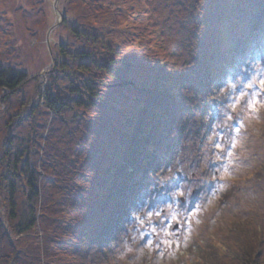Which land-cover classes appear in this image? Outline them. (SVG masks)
Returning <instances> with one entry per match:
<instances>
[{"label":"rangeland","instance_id":"374dc122","mask_svg":"<svg viewBox=\"0 0 264 264\" xmlns=\"http://www.w3.org/2000/svg\"><path fill=\"white\" fill-rule=\"evenodd\" d=\"M262 33L264 0H0V65L29 76L0 88V184L14 177L11 161L20 205L28 168L42 195L14 217L0 196L11 228L30 221L29 207L39 213L29 234L0 236V264H264V88L216 95L246 57L264 55ZM46 84L70 103L61 113L46 105ZM213 131L221 144L245 137L224 191L213 171L223 161L204 166ZM184 181L202 202L180 197V215L157 207ZM141 202L172 235L148 248L146 229L121 259L122 225Z\"/></svg>","mask_w":264,"mask_h":264},{"label":"clouds","instance_id":"9594fccd","mask_svg":"<svg viewBox=\"0 0 264 264\" xmlns=\"http://www.w3.org/2000/svg\"><path fill=\"white\" fill-rule=\"evenodd\" d=\"M258 42L264 45V33L259 35ZM241 69L242 71H239L235 76L227 77L223 85L216 89V95L218 97H227L228 94L235 93L238 87L250 89L253 85H260L261 88H264V55L246 57L244 63L241 65ZM245 70L247 73L246 77ZM261 109H264V94H262L259 101H257L255 111L258 112ZM223 110L235 112L236 108L232 103H227L223 106ZM227 120V116L218 119L213 125V128L219 129L225 126ZM216 139L217 133L215 131L207 136L205 142L204 166L207 167L210 161H223V163L213 171L223 181V183L219 184V188L221 191H224L229 187L227 179L239 169V154L237 153V149L242 147L245 137L225 135V142L223 144L217 143ZM229 144L232 145L231 148L228 147ZM194 187V183L187 181L179 183L166 193L171 203H164L162 205H157V207H162L163 210L167 212L168 209L175 206L178 209L177 215H180L181 211H184L183 201L179 199L180 197H183L184 200L198 198L202 202L206 196V193L202 190L194 192ZM198 207H202V203L198 205ZM193 218L195 219V217ZM171 219L173 222H176V216H173ZM156 221H160V223L157 224ZM171 227V223L165 224L163 222L161 212L154 210L150 204L141 202L133 206L129 210L125 223L122 225L123 231L119 238L121 248L120 258H124L128 253L133 252L134 249L137 248L140 242L144 240L143 233L146 229L153 233V238L148 239L144 247H161L162 244L168 243V237L172 235L170 232ZM160 257H163V252H161Z\"/></svg>","mask_w":264,"mask_h":264},{"label":"trees","instance_id":"16d2710c","mask_svg":"<svg viewBox=\"0 0 264 264\" xmlns=\"http://www.w3.org/2000/svg\"><path fill=\"white\" fill-rule=\"evenodd\" d=\"M63 22L62 23H66V15H63ZM78 31V30H77ZM79 32V31H78ZM81 33L86 34V32L84 30H81ZM206 44L208 43L207 40L203 41ZM101 67H103L104 69H109L108 64H105L103 62V64L101 65ZM85 68H88V65L86 64H82V69L85 70ZM16 68H5L3 66L0 65V88L1 87H5L8 89V93L17 90L20 86H22L27 80H28V74L27 71H23V70H15ZM44 91L43 94L45 95V103L46 105L54 112L56 113H61L63 110H65L66 108H68L70 106L69 102H66L64 100H61L59 95H56L53 93L52 89L50 88V86L44 85ZM5 95L2 96L3 99H5ZM85 102L82 104L84 105ZM150 148H153V145L149 146ZM154 159L150 160L149 163L153 164ZM148 161V160H146ZM17 165L18 162L17 160H14V165ZM7 171H10V173H12L14 175V177L17 179V176L19 172H17L16 170H14L13 167H11V161H7ZM25 174H27V195L25 196V203L21 206L20 203L18 202V197L20 196V193H18V181L15 180L14 177H12V179H6L7 181H2L0 184V196L2 197V194L4 195V199L3 202L4 206L2 205V211L3 210H9V213L6 215V217L12 216L14 217L16 215V213L20 212V209L18 207H23L26 205V203H30V202H36L38 200L41 199V180H40V176L38 173H36V170L33 168H28L25 172ZM22 175V173L20 174V176ZM23 186V185H22ZM6 191V193H5ZM8 199V201H7ZM29 209L31 210L30 212L32 213V218L30 219V221L26 224H21L20 227L15 228L14 226L11 228L7 223H6V219H4L5 217L3 215H0V227H1V231H0V236L5 239V242L7 240H10L9 238L12 239V236L15 237L16 235L19 236L20 233H27L29 234L30 232H32L33 230H35V228L38 225V210L37 208L34 207V209L32 207H29ZM37 214V215H36ZM44 229H47V227H44ZM24 255V252H23Z\"/></svg>","mask_w":264,"mask_h":264}]
</instances>
